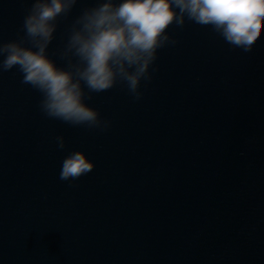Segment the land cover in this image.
<instances>
[{"label":"water","instance_id":"obj_1","mask_svg":"<svg viewBox=\"0 0 264 264\" xmlns=\"http://www.w3.org/2000/svg\"><path fill=\"white\" fill-rule=\"evenodd\" d=\"M32 2L0 0V43L31 46ZM95 3L58 18V65ZM149 76L138 98L119 80L85 87L98 123L72 125L17 67L0 71V264H264V20L244 52L210 25L172 24ZM77 150L92 169L61 179Z\"/></svg>","mask_w":264,"mask_h":264},{"label":"clouds","instance_id":"obj_2","mask_svg":"<svg viewBox=\"0 0 264 264\" xmlns=\"http://www.w3.org/2000/svg\"><path fill=\"white\" fill-rule=\"evenodd\" d=\"M76 3L33 0L22 23L31 46L22 40L0 43V71L17 67L22 82L41 92V110L72 125L98 123V110L85 101V87L101 92L119 80L139 97L140 82L150 79V65L170 25L179 26L185 18L210 25L228 45L244 52L264 20V0H96L72 23L65 47V56H71L69 66L64 67L48 54L47 47L58 18ZM58 147L63 148L62 139ZM92 167L83 151L71 152L61 164L60 178L74 179Z\"/></svg>","mask_w":264,"mask_h":264}]
</instances>
